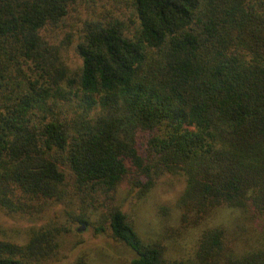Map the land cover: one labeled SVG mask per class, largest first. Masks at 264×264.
Wrapping results in <instances>:
<instances>
[{
    "label": "trees",
    "instance_id": "1",
    "mask_svg": "<svg viewBox=\"0 0 264 264\" xmlns=\"http://www.w3.org/2000/svg\"><path fill=\"white\" fill-rule=\"evenodd\" d=\"M107 1L0 0V210L54 212L22 241L0 227V264L54 258L61 213H106L130 264H264V0ZM166 174L184 181L179 222L237 209L257 244L235 252L216 224L194 260L170 259L95 199Z\"/></svg>",
    "mask_w": 264,
    "mask_h": 264
},
{
    "label": "rangeland",
    "instance_id": "2",
    "mask_svg": "<svg viewBox=\"0 0 264 264\" xmlns=\"http://www.w3.org/2000/svg\"><path fill=\"white\" fill-rule=\"evenodd\" d=\"M104 3L108 4V1L104 0ZM67 56L69 64L75 66L78 58L72 49ZM183 188L182 177L166 174L146 194L140 193L135 187L120 186L113 197L106 199L100 195L95 199L104 211L109 206L118 205L142 240L161 242L166 257L170 259H183L186 262L194 260L200 233L216 224L227 226L229 247L235 252L245 251L257 244L256 232L249 227L256 226L255 223L244 218L237 209L218 207L196 221L190 220L187 224L179 222V210L175 202ZM103 209L100 208L99 212ZM73 212L80 211L76 207ZM58 216L66 223L69 231L64 237L65 244L60 252L44 264H74L82 257L86 264H130L135 258L134 251L111 235L106 213L93 215L92 223L89 224L71 223V219L63 213ZM53 217L54 212L50 209L33 217L7 215L0 210V227L7 238L22 241L29 228L44 225ZM243 222L248 229L242 228ZM96 227H101L102 230Z\"/></svg>",
    "mask_w": 264,
    "mask_h": 264
},
{
    "label": "water",
    "instance_id": "3",
    "mask_svg": "<svg viewBox=\"0 0 264 264\" xmlns=\"http://www.w3.org/2000/svg\"><path fill=\"white\" fill-rule=\"evenodd\" d=\"M81 228H79V230H80Z\"/></svg>",
    "mask_w": 264,
    "mask_h": 264
}]
</instances>
